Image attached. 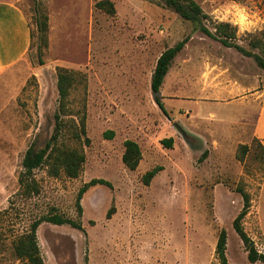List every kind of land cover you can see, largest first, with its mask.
<instances>
[{"label": "rangeland", "instance_id": "rangeland-1", "mask_svg": "<svg viewBox=\"0 0 264 264\" xmlns=\"http://www.w3.org/2000/svg\"><path fill=\"white\" fill-rule=\"evenodd\" d=\"M9 1L24 12L32 35L26 57L0 76V211H7L0 232L9 264H20L10 241L50 213L80 221L82 230L42 223L45 264H222V229L228 264H252L233 227L243 208L238 186L252 197L243 229L264 254V161L256 151L244 164L236 158L240 145L264 143V121L255 134L259 102L246 106L231 91L234 80L264 88V70L253 58L202 35L160 0H110L113 16L96 8L102 0ZM195 1L212 31L229 23L234 43L264 57V0ZM44 17L42 37L37 23ZM185 38L162 86L167 116L153 97L152 74L160 55ZM60 69L74 78L65 112ZM57 114L65 125L57 146L82 150L83 171L75 179L53 177L45 165L34 172L39 193L23 197L24 155L32 144L45 146ZM170 138L172 148L165 147L161 141ZM127 140L142 151L135 171L122 161ZM158 166L145 185L143 175ZM93 179L110 185L83 195L79 217L78 193Z\"/></svg>", "mask_w": 264, "mask_h": 264}, {"label": "trees", "instance_id": "trees-1", "mask_svg": "<svg viewBox=\"0 0 264 264\" xmlns=\"http://www.w3.org/2000/svg\"><path fill=\"white\" fill-rule=\"evenodd\" d=\"M166 7L173 10L182 19L189 21L196 31L200 32L209 38L219 41L223 46L227 48H234L244 56L253 58L259 68L264 70V57L261 54H254L240 45L233 42L235 36V29L229 23H217L212 31L205 21L208 16L204 13L201 6L195 0H160ZM96 8L104 11L109 15H115L116 10L114 4L110 0H102L96 4ZM41 17V16H40ZM38 31L43 37L48 31L47 17H44L42 21H38ZM32 39V35H31ZM189 38H185L178 42L175 46L166 49L158 58L154 72L152 74L151 87L153 92L161 90L164 80L170 70V67L176 57L184 50ZM259 43L255 44L258 46ZM31 47V45H30ZM74 85V78L72 74L66 73L63 69H60L58 74V92L60 96V110L65 112L64 106L70 95L71 88ZM160 109L168 116V113L163 107L160 100L157 101ZM60 116L56 115V126L51 138L45 143L42 148H37L35 144H32L26 151L22 161V172L19 177L20 193L23 197L31 198L39 193V186L34 177V172L37 169L48 166V173L53 177H58L60 174H64L69 178H78L83 171L84 164L86 162L85 154L80 149H64L57 146V142L62 135L63 122H61ZM84 125H82V133L84 131ZM81 133V134H82ZM112 136V133H111ZM77 138L79 136L77 135ZM173 138L163 139L161 143L168 148L173 146ZM257 152V156L264 161V145L259 139H254L251 146L240 145L237 150L236 158L239 162L245 163L246 157L251 152ZM142 160V151L139 144L132 140H127L124 143V153L122 161L124 165L131 171L137 170ZM262 175L264 178V163L262 165ZM162 170V167H155L154 169L146 172L142 181L145 185H149L151 181ZM110 184L103 179H93L86 183L79 191L76 201L78 216L82 215L81 200L83 195L93 186ZM235 192L240 194L243 198V208L233 222V227L236 233L242 239L245 248L248 252V260L254 264L262 262L264 264V254L259 253L254 246L253 241L245 233L242 225V221L248 215L252 208V197L244 189L243 186H238ZM7 214V211H0V217ZM110 216V215H109ZM44 222L62 226L70 225L75 229L82 230L80 221H75L64 217L61 214L50 213L42 216L41 218L33 221L29 229L21 234L15 236L11 241V255L20 264H45L40 246L37 238V231L40 225ZM7 239L4 234L0 232V264H9L2 254L6 247ZM227 235L225 230H221L216 246V253L222 264H228L225 251H226Z\"/></svg>", "mask_w": 264, "mask_h": 264}, {"label": "crops", "instance_id": "crops-1", "mask_svg": "<svg viewBox=\"0 0 264 264\" xmlns=\"http://www.w3.org/2000/svg\"><path fill=\"white\" fill-rule=\"evenodd\" d=\"M30 45L31 31L26 15L13 2L9 0H0V76H2V74L6 72V70L18 64L22 59L26 57L27 53L30 50ZM234 82L235 85L231 90L232 94L234 96L237 94L239 96H242V98L244 99V104L246 106L247 101L250 102V100H252V102L254 103L256 101L259 102L258 115L255 120L256 134V129H258V126L262 123V121H264V88L260 90L259 86L251 87L250 84H241L236 80H234ZM164 84L165 80L163 85ZM160 92L161 98L162 96L165 97L163 89L162 91L160 90ZM161 98L159 99L160 101ZM169 100L172 101L170 98H164V101ZM252 107H254L252 103H249L248 109L251 110ZM243 118H246V116H244ZM258 139L264 145L262 138ZM262 185L260 187V190L262 188Z\"/></svg>", "mask_w": 264, "mask_h": 264}, {"label": "water", "instance_id": "water-1", "mask_svg": "<svg viewBox=\"0 0 264 264\" xmlns=\"http://www.w3.org/2000/svg\"><path fill=\"white\" fill-rule=\"evenodd\" d=\"M153 97L155 101L157 102L161 98V92L160 91L153 92Z\"/></svg>", "mask_w": 264, "mask_h": 264}]
</instances>
